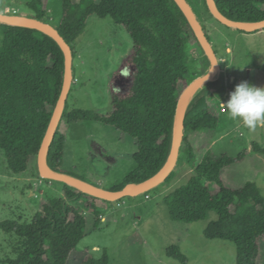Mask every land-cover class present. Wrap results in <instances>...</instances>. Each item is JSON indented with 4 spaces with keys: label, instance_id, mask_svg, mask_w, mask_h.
<instances>
[{
    "label": "trees",
    "instance_id": "obj_1",
    "mask_svg": "<svg viewBox=\"0 0 264 264\" xmlns=\"http://www.w3.org/2000/svg\"><path fill=\"white\" fill-rule=\"evenodd\" d=\"M44 1H27L25 5L35 18L57 28L71 46L73 56L72 44L92 15L109 16L132 41L130 50L108 78L106 91L112 108L109 113L68 111L65 103L48 152V167L66 173L62 169L65 140L62 124L94 120L135 141V167L114 190H120L126 183L150 179L170 155L181 92L205 73L194 68L189 49L191 45H200L186 17L174 0H61V17L55 23ZM215 2L230 19L248 22L264 19V0ZM0 37V149L12 173L21 174L33 166L39 176L37 154L62 90L64 54L51 36L38 29L0 23ZM122 69H127L128 75H121ZM212 83L219 85L217 94L207 89L199 91L185 114L184 148L181 151L180 147V151L194 174L185 185L166 196L163 203L170 218L183 223L203 220L208 212H215L217 219L205 228L204 236L234 243L235 264H257L259 240L264 237V195L252 182L239 188L227 187L221 179V170L242 162L247 153L264 155V148L252 143L234 157L228 154L215 157L207 151L197 162L185 136L186 130H216L217 109L225 88L220 82ZM174 173L173 170L164 182L170 181ZM61 183L63 197L43 202L29 222L0 223L4 231L21 238L20 252L16 258L7 259L6 264H108L105 251L101 258L87 252L73 258L78 243L86 236L87 219L72 203L84 200V209L94 216L95 227L103 212L96 196ZM167 255L186 263L179 246L168 248Z\"/></svg>",
    "mask_w": 264,
    "mask_h": 264
},
{
    "label": "rangeland",
    "instance_id": "obj_2",
    "mask_svg": "<svg viewBox=\"0 0 264 264\" xmlns=\"http://www.w3.org/2000/svg\"><path fill=\"white\" fill-rule=\"evenodd\" d=\"M27 1L32 0H0V12L34 17L25 5ZM187 1L202 24L220 64L215 79L225 88L220 102L227 101L229 93L242 80L264 86V28L246 32L226 26L210 13L205 0ZM43 5L49 17L57 23L62 13V1L45 0ZM72 46L75 54L72 59L73 79L66 100L68 111L82 109L109 113L112 108L111 97L106 91L108 78L130 50V36L109 16L99 18L92 15ZM189 53L194 68L206 72L209 60L203 49L191 45ZM231 67L237 71H234V78L229 70ZM218 87L211 82L204 85V89L213 95L217 94ZM217 113L216 130L185 132L197 162L207 151L215 157L222 154L234 157L252 143L264 148V125L249 130L228 118L220 103ZM63 124V170L102 188L116 189L135 167V141L94 120ZM183 148L184 144H181V151ZM174 172L170 181L135 197L115 201L96 197L103 212L97 227L94 226V216L84 209V200L72 203L87 219L86 236L78 243L73 258L86 252L94 258H101L105 251L108 264H183L167 255L168 248L176 245L186 256L185 264H235L234 243L204 236L205 228L217 219L215 212L210 211L205 219L190 223L170 218L163 199L185 185L194 174L182 152ZM221 179L229 188L255 183L264 195V155L247 153L242 162L222 169ZM62 190L60 181L41 178L33 166L21 174L12 173L0 149V223L6 220L29 222L43 202L62 198ZM20 250L21 238L0 227V264L16 258ZM257 264H264V237L259 240Z\"/></svg>",
    "mask_w": 264,
    "mask_h": 264
},
{
    "label": "water",
    "instance_id": "obj_3",
    "mask_svg": "<svg viewBox=\"0 0 264 264\" xmlns=\"http://www.w3.org/2000/svg\"><path fill=\"white\" fill-rule=\"evenodd\" d=\"M174 1L183 12L184 16L186 17L188 23L190 24L194 32V35L200 47L205 52V55L209 60V67L205 73L193 79L184 88L178 98L174 119V131L171 151L162 169L150 179L141 183H126L120 190H108L102 188L101 186L89 183L73 175L54 172L50 170L47 165L48 152L55 136V132L58 128L73 79L72 49L71 46L59 34L57 28L53 24L44 22L32 16H22L0 12V23L38 29L51 36L58 43L64 54V81L62 90L53 109L49 124L47 126L46 132L44 134L37 154V170L41 178L60 181L85 193L94 195L98 198L115 201L124 197H135L154 189L159 184L163 183L165 179L169 176V174L174 170L180 154V147L183 141L185 129V114L187 107L192 101L191 97L200 85L205 82L215 81L217 75L220 72V64L216 53L212 45L210 44L209 39L203 29V26L198 20V17L194 12L192 6L187 0ZM205 1L210 13L218 21H220L226 26L238 30H243L246 32H252L264 28V19L253 22L230 19L218 9L215 0Z\"/></svg>",
    "mask_w": 264,
    "mask_h": 264
},
{
    "label": "clouds",
    "instance_id": "obj_4",
    "mask_svg": "<svg viewBox=\"0 0 264 264\" xmlns=\"http://www.w3.org/2000/svg\"><path fill=\"white\" fill-rule=\"evenodd\" d=\"M121 75H128V70L122 69ZM221 105L228 118L238 121L249 130L254 131L264 125V86L258 87L242 80L234 86L228 100Z\"/></svg>",
    "mask_w": 264,
    "mask_h": 264
},
{
    "label": "bare ground",
    "instance_id": "obj_5",
    "mask_svg": "<svg viewBox=\"0 0 264 264\" xmlns=\"http://www.w3.org/2000/svg\"><path fill=\"white\" fill-rule=\"evenodd\" d=\"M205 84H206V82L203 83L202 85H200V86L198 87V89L193 93V95H192V97H191V100L194 99V97L196 96V94H197L199 91H201V90L204 89V85H205ZM191 100H190V101H191Z\"/></svg>",
    "mask_w": 264,
    "mask_h": 264
},
{
    "label": "crops",
    "instance_id": "obj_6",
    "mask_svg": "<svg viewBox=\"0 0 264 264\" xmlns=\"http://www.w3.org/2000/svg\"><path fill=\"white\" fill-rule=\"evenodd\" d=\"M230 71H231V76L234 78V75H236V74H234V71L235 72H237L235 69H232V67L229 69ZM62 169H63V167H62ZM67 173V172H66ZM98 202V201H97ZM98 205L100 206V204L98 203Z\"/></svg>",
    "mask_w": 264,
    "mask_h": 264
},
{
    "label": "built area",
    "instance_id": "obj_7",
    "mask_svg": "<svg viewBox=\"0 0 264 264\" xmlns=\"http://www.w3.org/2000/svg\"><path fill=\"white\" fill-rule=\"evenodd\" d=\"M222 103H223V102H222ZM220 106H221V110H222V111H225V110H224V107L221 105V103H220Z\"/></svg>",
    "mask_w": 264,
    "mask_h": 264
}]
</instances>
